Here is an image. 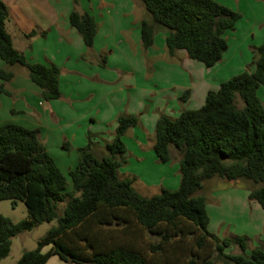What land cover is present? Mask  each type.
Instances as JSON below:
<instances>
[{
    "label": "trees",
    "instance_id": "1",
    "mask_svg": "<svg viewBox=\"0 0 264 264\" xmlns=\"http://www.w3.org/2000/svg\"><path fill=\"white\" fill-rule=\"evenodd\" d=\"M73 1L77 6L80 0ZM140 1L150 15L141 25L144 49L152 47L156 33L163 30L170 56L185 51L208 68L222 61L229 47L225 34L242 18L216 0ZM9 19L0 0V59L6 64L0 79L12 81L10 68L21 66L41 89L43 100L60 99V69L30 63L14 46ZM70 24L91 48L98 31L94 17L75 10ZM254 54V72H243L209 92L201 108L184 110L176 119H158L155 154L160 163H167L172 147L182 152L181 182L177 190L164 189L151 198L136 191L134 179L119 176L127 164L123 137L138 124L135 116L119 117L107 156L83 150L68 175L47 151L38 129L0 126V202L21 201L29 212L19 223L0 216V263L10 255L13 238L56 221L17 264H47L53 256L71 264H264V249L246 254L247 237L220 240L209 232L207 200L197 195L215 177L249 181L257 186L249 199L264 209V104L257 94L264 85V45ZM0 93L10 95L5 84H0ZM189 95L186 92L182 101ZM233 247L242 253H228Z\"/></svg>",
    "mask_w": 264,
    "mask_h": 264
},
{
    "label": "crops",
    "instance_id": "2",
    "mask_svg": "<svg viewBox=\"0 0 264 264\" xmlns=\"http://www.w3.org/2000/svg\"><path fill=\"white\" fill-rule=\"evenodd\" d=\"M1 1L10 13L7 30L15 48L32 64L60 69L61 97L43 100L28 70L11 67L14 79L8 83L0 79L10 92L0 93V126L38 129L47 151L68 175L78 166L83 150L107 156L119 117L135 116L138 124L123 137L127 164L119 176L134 179V188L146 198L164 189L175 191L181 182L182 152L172 147L167 163H160L155 154L158 119H176L184 110H197L209 92L243 72H254V52L264 45V0H216L242 18L226 32L228 50L211 68L194 62L185 51L170 56L165 31L144 49L141 25L150 15L140 0H80L77 6L73 0ZM75 10L90 14L98 24L91 48L70 24ZM243 20L252 28L240 27ZM3 68L6 64L0 59ZM188 91L189 98L182 101ZM257 94L264 104V85ZM55 257L47 264H60Z\"/></svg>",
    "mask_w": 264,
    "mask_h": 264
},
{
    "label": "rangeland",
    "instance_id": "3",
    "mask_svg": "<svg viewBox=\"0 0 264 264\" xmlns=\"http://www.w3.org/2000/svg\"><path fill=\"white\" fill-rule=\"evenodd\" d=\"M242 22L240 23L242 25L239 26L245 31L252 28V26L247 25L246 20ZM198 64L201 65V63ZM17 67L23 69L21 66ZM238 106L243 108L244 103L239 101ZM46 107L47 105L41 106L42 109ZM256 187L254 183L249 181H227L215 177L206 181L202 190L197 193V195H202L207 200V209L211 219V224L208 227L209 232L220 240L237 236L247 237L248 249L246 254H250L256 248L264 249V209L256 201L249 199L250 191ZM152 193L154 194L150 195H153V197L160 194L158 191ZM62 207L63 205L59 208L60 215L63 214ZM0 216L9 218L14 223H19L28 219L29 212L23 202L17 201L14 204L13 201L7 200L0 202ZM56 225V221L42 224L13 238L10 255L2 260L0 264H17L22 255L25 252L34 251L38 243ZM227 252L232 254L242 253L239 247H233ZM55 260H58L57 262L60 264H66L58 257H55Z\"/></svg>",
    "mask_w": 264,
    "mask_h": 264
}]
</instances>
